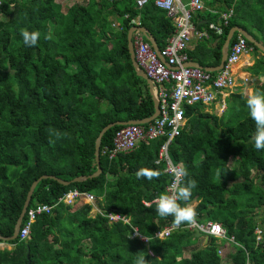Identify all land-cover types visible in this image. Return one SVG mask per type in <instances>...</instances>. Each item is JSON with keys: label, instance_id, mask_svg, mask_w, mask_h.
Here are the masks:
<instances>
[{"label": "trees", "instance_id": "1", "mask_svg": "<svg viewBox=\"0 0 264 264\" xmlns=\"http://www.w3.org/2000/svg\"><path fill=\"white\" fill-rule=\"evenodd\" d=\"M220 2L223 8L216 5ZM204 4L196 15L205 23L193 22L208 36L188 50L191 61L204 67L218 65L233 26L264 45V0H205ZM224 9H232L227 24L220 18ZM136 16L162 49L174 25L152 1L138 9L134 0H87L63 12L55 0H0L1 236L12 235L36 178L47 174L70 181L92 174L99 131L110 122L144 119L153 113L147 82L136 74L127 49V31ZM112 18L121 29L112 26ZM209 23L220 25L222 33L216 34ZM25 28L41 33L35 46L24 44L21 29ZM49 32L55 34L51 40L45 38ZM248 45L254 54L249 70L254 75L264 73V54L253 43ZM257 90H264V83L255 86ZM230 96L225 120L205 112L201 103L188 105L185 126L171 142L170 155L187 168L188 178L197 181L191 199L181 201L182 206L197 200L195 219L218 221L233 237L234 251L225 256L226 264H264V150L254 148L255 122L248 114L247 96L241 92ZM121 126H112L101 138L98 176L68 185L51 178L37 183L29 207L55 204L53 210L36 218L29 239L8 241L15 246L0 250V264H135L139 256H145L146 264H222L215 236H208L202 249L186 246L193 238V231L185 227L188 223L166 238H150L148 244L130 237L132 226L152 237L159 227L174 225V218L160 217L156 203L149 207L141 202L164 193L169 182L163 165L155 163L163 139L141 143L111 160L103 149L112 147ZM231 158L237 170L228 166ZM141 167L163 174L151 181L137 179ZM252 170L258 172L259 184L250 177ZM71 189L94 193L101 210L119 212L129 223L91 216V204L57 203ZM259 210L262 214L256 218ZM156 219L161 221L159 227ZM256 228L261 229L260 240ZM49 246L54 247L53 254L40 258Z\"/></svg>", "mask_w": 264, "mask_h": 264}, {"label": "built area", "instance_id": "2", "mask_svg": "<svg viewBox=\"0 0 264 264\" xmlns=\"http://www.w3.org/2000/svg\"><path fill=\"white\" fill-rule=\"evenodd\" d=\"M149 1L164 10L174 25V31L167 38L166 44L162 49H159L160 55L165 59L166 63L157 56L150 42L141 31L134 30L132 33L135 61L153 82L159 112L148 123L122 125L114 133L112 147H105L103 153L112 160L117 158L119 154L132 152L141 143L163 139L158 147L155 163L163 165V172L170 177L168 184L165 186L166 192L173 183L172 167L183 166L181 162L175 163L173 161L169 146L185 126V108L196 103L211 107L215 103L214 107L219 106L220 114L225 112L230 95L236 92L235 89L241 84H238L237 81L241 80V82L245 83L248 80L247 75L238 73V69L235 66L243 54L252 51V47L248 45V40L241 33L235 32V40L231 46L229 44L226 59L219 70L211 72L186 65L188 61H191L188 57L191 38L193 36H207L206 32L197 30L193 22V16L197 12H202L205 9V5L202 0H134L138 9ZM231 15L232 9H227L220 14V18L224 24H227ZM124 17L127 18V14ZM132 23L135 26H139V16H136ZM112 25L121 29L117 21L112 22ZM208 27L214 30L216 34L222 33L220 25L209 23ZM158 197L154 198L152 202H156ZM96 200L97 198L92 192L71 189L59 197L57 203L63 202L66 205L91 204L95 215L100 214L106 217L109 223L117 221L129 223V218L119 212L101 210ZM144 204L149 205L150 202H144ZM54 205L37 203L34 206H28L24 214L26 216L25 222L21 221L16 238L20 241L29 239L31 226L36 218L44 213L50 214ZM185 227L192 231L197 228L201 235H212L217 239L233 242V237L227 235L225 228L218 221L207 220L198 222L195 219L193 223H188ZM176 228L174 225H166L156 230L152 237H148L141 234L136 227H133L130 237L138 238L148 244L150 238H166ZM255 234L256 240H260L261 229L256 228ZM14 246L15 243H9L8 240H0V250L11 249ZM221 253L222 251L218 250V254L220 255ZM246 264L250 263L247 262Z\"/></svg>", "mask_w": 264, "mask_h": 264}, {"label": "clouds", "instance_id": "3", "mask_svg": "<svg viewBox=\"0 0 264 264\" xmlns=\"http://www.w3.org/2000/svg\"><path fill=\"white\" fill-rule=\"evenodd\" d=\"M23 42L27 46H35L40 40L41 33L39 31H29L21 29ZM46 39H52V33L49 32ZM254 63V62H253ZM246 107L251 119L255 122V134L252 137L254 148L257 151L264 150V90L251 92L246 97ZM159 169L141 167L136 172V178H147L153 180L162 175ZM173 183L168 191L159 195L156 200V212L162 218L172 216L175 227H180L185 223H193L196 218V211L190 204H182L181 201H189L192 197V191L197 187V181L190 179L189 173L184 166H175L171 169ZM188 178V179H186ZM151 205H149L150 207ZM135 264H146L145 256H139Z\"/></svg>", "mask_w": 264, "mask_h": 264}, {"label": "water", "instance_id": "4", "mask_svg": "<svg viewBox=\"0 0 264 264\" xmlns=\"http://www.w3.org/2000/svg\"><path fill=\"white\" fill-rule=\"evenodd\" d=\"M134 30L141 31L146 36L147 40L150 42L153 50L156 52L157 56L161 59V61H163L164 63H166V62H165V59L160 55V50H159V47L156 44L155 39L153 38V36L149 33V31L145 27L135 26L134 25V26L129 28V30L127 31V49H128L129 55H130V60H131L132 66H133L136 74L138 76L142 77L147 82L148 90H149V93H150V95L152 97V100H153V107H154L153 113L150 116H148V117H146L144 119H139V120L131 119V120H126V121H115V122H110V123L106 124L99 131V133L96 136L95 141H94V159H95V162H96V170L92 174H90V175H80V176H77V177L73 178L70 181L63 180V179L58 178V177H56L54 175H47V174H43V175L39 176L38 178H36L31 183V185H30V187H29V189L27 191V194H26L25 200L23 202L21 211H20V213H19V215H18V217L16 219V222L14 224V229H13L12 235L11 236H1L0 235V240H8V241H10V240L16 239L18 230H19L20 225H21V221L23 219V216L25 214V211H26L27 207L30 204V200L32 198V193H33L37 183L40 180L45 179V178H51V179H54V180H56L57 182H59V183H61L63 185H68L71 182H79V181L85 180L87 178H93V177L98 176L102 172V168H101V165H100V143H101V138H102L103 134L109 128H111L114 125L148 123L149 121H151L153 118H155L157 116V114L159 112V105H158V100H157V98H156V96L154 94L153 82L147 76V74L138 66V64L135 61L134 49H133V43H132V33H133ZM235 32L241 33L249 42L253 43L264 54V45L259 40H256L249 32H247L242 27L233 26V27L230 28L229 32L227 33V35L225 37V40L223 42V45L221 47V58H220V62H219L218 65L213 66V67H204V66H202L199 63L194 62V61H188L186 63V65L195 66V67L202 68L204 70H208V71H211V72L219 70L222 67L224 60L226 59V56H227V53H228L229 44H230L232 36H233V34ZM193 233H194L195 236H201V233H200V231L197 228L193 229ZM205 239H206V241L208 240V236L207 235L205 236ZM28 264H29V262H28Z\"/></svg>", "mask_w": 264, "mask_h": 264}, {"label": "rangeland", "instance_id": "5", "mask_svg": "<svg viewBox=\"0 0 264 264\" xmlns=\"http://www.w3.org/2000/svg\"><path fill=\"white\" fill-rule=\"evenodd\" d=\"M56 2H58V3H60V5H61V9H62V11L63 12H65L66 11V9L68 8V6L69 5H72V4H74V3H76L77 5H81V4H86V2H87V0H55ZM209 1V0H208ZM202 2H203V4H204V2H205V0H202ZM221 4H223L222 2H220V3H217L216 5L218 6V7H221ZM205 5V4H204ZM208 5H209V3H208ZM215 5V6H216ZM221 8H223V7H221ZM222 10V9H221ZM226 9H224V11H225ZM224 11H220V13H222V12H224ZM245 14H246V11L244 12ZM249 14H251V13H249ZM115 20V18H112V20H111V22H115L114 21ZM113 26V25H112ZM114 27V26H113ZM115 28V27H114ZM117 29V28H116ZM52 35H55L53 32H52ZM248 54H249V56H250V61H251V59L254 61V54H253V52L252 51H249L248 52ZM238 64V63H237ZM249 64H253L252 62H248L247 63V66L249 65ZM241 66V64H239V66H237V69H238V73H242L241 75H245L244 73H246V71L248 72V68L249 67H251V65L250 66H248V67H245V68H243V67H240ZM246 76V75H245ZM248 80L244 83V82H241V80H239V81H237L238 82V84H240L236 89H235V91H241V92H243V94L245 95V96H247L249 93H251V92H254V87L255 86H257V85H261V84H263L264 83V73H258V74H253V73H249L248 75ZM231 100V96H230V98H229V101ZM214 105H215V103H214ZM214 105L212 106L213 108H211L210 106H207V107H205L204 108V110H205V112H209V113H212V114H214L215 112H216V114L215 115H217V116H222V119H224L225 118V116H226V114H227V112L225 111V112H223V113H221L220 114V112H219V109H218V107H214ZM225 120V119H224ZM228 166L230 167V168H232V169H234V170H237L236 168H237V164L235 163V161H234V159L233 158H231L230 159V162L228 163ZM258 172L256 171V170H252L251 171V174H250V177H254L256 180H255V182H257L258 184H259V179H257V177L259 178V176H257L258 174H257ZM97 198V197H96ZM195 201V200H194ZM197 200L195 201V202H193V205L192 206H195L196 204H197ZM72 206V205H71ZM262 211L261 210H259L258 211V213L257 214H254L253 216H255L256 218H259L260 216H261V213ZM90 215L91 216H94L95 215V211H93V207H92V209H91V211H90ZM198 222H203V220H200V221H198ZM203 237L204 236H206L205 234H203L202 235ZM53 251H54V247L53 246H49L48 248H47V250L43 253V255H41V256H39L40 258H47V257H49V256H51V254H53ZM184 255H185V253H184ZM224 255H225V252L224 251H222V253L220 254V256L222 257V258H224V260H222V264H226V258L224 257Z\"/></svg>", "mask_w": 264, "mask_h": 264}, {"label": "crops", "instance_id": "6", "mask_svg": "<svg viewBox=\"0 0 264 264\" xmlns=\"http://www.w3.org/2000/svg\"><path fill=\"white\" fill-rule=\"evenodd\" d=\"M226 11V10H225ZM224 11V12H225ZM223 13V12H222ZM200 19V16H197L196 14L193 16V21L194 20H199ZM114 21H116V20H114ZM200 22L201 23H205V19H200ZM202 32H206L205 31V29H203V30H201ZM208 36V35H207ZM206 36V37H207ZM204 36H200V37H198V36H193L192 38H191V40H190V42H189V49L188 50H192V49H194L195 48V46H196V44H197V42L198 41H200V40H202V38H203ZM194 62H196V61H194ZM248 62H254L252 59H251V61H250V56H249V54L248 53H245V54H243L242 56H241V58H240V60H239V62H238V64H236V66H235V68H237V66H239V64H241V66L240 67H243V68H245V67H248V66H250V65H252V64H249L248 66H247V63ZM249 73H251V71L249 70V68H248V72L246 71V73H245V75H248ZM246 77H248V76H246ZM236 92H241V91H236ZM242 94H243V92H241ZM244 95V94H243ZM211 108H213L212 106H211ZM213 113V112H212ZM211 113V114H212ZM214 114H216V112L214 113ZM217 116V115H216ZM218 117H222L221 115L220 116H218ZM112 177L111 176H109V179H111ZM158 197V196H157ZM156 198V197H155ZM153 200V199H152ZM152 200L151 201H146V200H142L141 202L144 204V202H150V204L151 203H155V202H152ZM196 201V200H195ZM195 201H191L190 203H188V204H192L193 205V202H195ZM149 204V205H150ZM145 205V204H144ZM149 205H146V206H149ZM191 205V206H192ZM192 207H194V206H192ZM130 220V219H129ZM160 220H155V224L159 227L160 226ZM124 224H127V223H124ZM131 228H133V226L131 227ZM137 228V227H136ZM159 229H161L160 227H159ZM138 230V229H137ZM206 239H205V236L203 237L202 235L201 236H195L194 235V233H193V238L191 239V242L190 243H188V244H186V246L188 245V248H189V246L190 245H199V249H202L203 247H205V245H206ZM216 243H217V245H218V250H221V251H224L225 252V255H224V257L228 254V253H232L233 251H234V247L231 245V243L230 242H227V241H222L221 239H217L216 240ZM6 247H8V245H6ZM13 248V247H12ZM11 248V249H12ZM3 250V249H2ZM6 250H10V249H7L6 248ZM149 253L150 254H152L151 253V251H149ZM182 257V256H181Z\"/></svg>", "mask_w": 264, "mask_h": 264}]
</instances>
